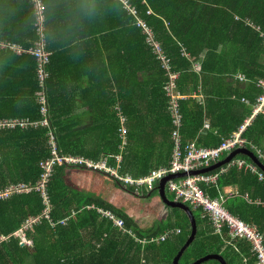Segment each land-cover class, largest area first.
I'll use <instances>...</instances> for the list:
<instances>
[{
  "label": "trees",
  "instance_id": "16d2710c",
  "mask_svg": "<svg viewBox=\"0 0 264 264\" xmlns=\"http://www.w3.org/2000/svg\"><path fill=\"white\" fill-rule=\"evenodd\" d=\"M42 2L46 50L51 53L48 78L44 82L48 124L28 129H0V193L11 187L36 184L41 174L39 164L49 157V128L56 136L62 155L98 161L104 154L119 153L122 143L119 117H115L114 111L107 116L108 121L111 120V148L93 154V124L79 129L70 123L73 119L68 118L69 111L65 110L69 101L62 96L64 86L55 76L60 58L76 50L86 51L88 41H93V60L102 61V70L100 74L97 68L98 79L88 84L95 101L87 102L92 107L98 105L96 98L103 94L104 106L118 105V113L125 118L124 165L129 168L135 160V170L131 172L136 173L134 177L147 176L160 168L161 165L154 162L155 157H170L172 150L173 126L165 92L167 79L160 62L145 43V37L135 26V18L117 0ZM128 2L135 8L137 17L152 27L171 62L172 71L179 75L176 88L181 96L194 89H185L188 81L196 87L199 78L190 72L191 62L184 54L200 63L201 78L212 84L217 82L219 91L205 92L206 106L215 105L232 114L230 117L208 115L212 131L208 137L199 139V145L218 147L252 114L262 92L257 84L264 80V38L261 36V32L264 33V0ZM35 17L33 0H0V41L16 43L22 49L35 47ZM248 20L261 31L249 25ZM90 56L88 51L87 58ZM139 74L150 76L143 81L138 79ZM240 76L247 82H238ZM37 91L35 58L0 49V120L39 121ZM179 107L181 132L187 123L201 126L203 108L199 104L191 99L181 100ZM244 137L264 153V116L255 118ZM157 149L162 155L155 153ZM237 158L252 163L247 156L238 155ZM259 162L264 165L261 160ZM71 169L76 168L57 167L50 178L48 217L43 215L46 207L40 193L33 190L0 199V264H172L191 234L190 220L181 209L172 208L173 214L166 222L141 227L126 211L109 201L71 188L67 184ZM116 186L135 195L131 188ZM232 186L237 188V194H226L225 188ZM201 188L212 198L225 194L226 210L256 226L264 236V182L256 174L230 168L215 183H202ZM150 192L157 194V186L144 189L138 195L148 196ZM245 195L252 202L247 201ZM173 198V195L169 197ZM105 210L121 218L122 226L103 215ZM193 212L197 225L202 228L180 264L187 259L189 261L184 264H193L210 255H221L226 264H245L244 258L248 259L247 264H254L248 243L233 240L231 245L225 246V239L229 240L227 228L224 238L215 235L210 221L201 218V210ZM62 220L65 223H61ZM174 228L180 229L178 236L164 243L151 242L165 230ZM22 236L31 245L25 243ZM209 263L220 264L218 261Z\"/></svg>",
  "mask_w": 264,
  "mask_h": 264
},
{
  "label": "built area",
  "instance_id": "2783aa9c",
  "mask_svg": "<svg viewBox=\"0 0 264 264\" xmlns=\"http://www.w3.org/2000/svg\"><path fill=\"white\" fill-rule=\"evenodd\" d=\"M128 14H131L135 20L134 24L138 27L145 37V43L149 45L156 59L160 62L167 79L165 92L168 98V112L172 123V131L170 134L171 155L168 164L151 171L147 176L131 177L120 172L121 154L104 157L98 161L88 159L81 156H65L59 151L57 139L53 131L49 128L47 147L49 157L40 162L41 174L38 181L33 187L19 186L11 187L0 193V199H6L17 193H29L32 190L40 193L43 204L46 209L44 216L48 217L50 204L47 196V186L51 176L57 167H68L84 169L91 172L99 173L107 176L116 184L133 189L135 194H139L144 189H153L164 178L171 176L184 175V177L170 180L166 184V189L171 192L176 201L188 204L194 210H201V218H208L215 226V231L220 232L225 226L232 240H241L250 244L252 251L256 257V264H264V237L259 230L249 225L240 218L231 215L224 207V196L215 198L210 197L202 188L201 183L215 182L219 177L229 172L230 168H237L244 171H250L259 176L264 181V172L258 169L252 163L243 160H232L228 165L220 168L213 175H190L194 172L207 169L217 164L224 156L238 149H247L257 153V157L264 163V153L257 149L252 143L244 137L246 130L252 125L257 116H264V80H260L257 87L261 89V95L257 98L251 115H248L243 123L231 135L223 139V142L215 148L200 147L194 142L183 144L181 137L182 116L180 112L179 102L184 98L179 94L176 88V82L179 75L171 69V62L166 56L161 43L156 39L152 27L143 19L137 17L135 8L129 4L128 0H117ZM35 11V31L36 43L35 47L30 49H22L20 45L12 42L0 41L1 50H10L18 55L28 54L35 58L37 63V80L38 91L36 92L37 103L39 105V121H31L29 119L7 118L0 120V129H28L29 127L45 126L48 124V107L47 97L45 93V81L48 78L47 66L51 53L46 50L45 44V14L42 0H33ZM151 13V10L148 11ZM247 23L253 26L257 31H261L259 26L254 25L251 21ZM264 38V33L261 32ZM185 57H189L184 54ZM194 62V60H193ZM196 63V62H195ZM198 69L199 65L195 64ZM242 82H247L245 77H237ZM125 118L119 115L120 129L119 134L122 142H125L124 136L126 129L124 127ZM208 124L204 123L203 128H207ZM112 161V163H111ZM249 199L248 196H246ZM112 223L121 227L123 221L117 217L112 211H102ZM61 223H65L64 220ZM179 230L168 229L163 232L157 239L152 240L153 243H163L171 237L178 234ZM23 241L28 245L24 236ZM145 243V242H144Z\"/></svg>",
  "mask_w": 264,
  "mask_h": 264
},
{
  "label": "crops",
  "instance_id": "0c3cea01",
  "mask_svg": "<svg viewBox=\"0 0 264 264\" xmlns=\"http://www.w3.org/2000/svg\"><path fill=\"white\" fill-rule=\"evenodd\" d=\"M80 4H83V3H80ZM235 19L237 20L238 17L235 16ZM87 30H88V28H87ZM36 39H37V36H36ZM87 50L92 54V56H90L89 58H87L88 57V51ZM203 55H204V53H202L201 58H203ZM81 56L82 57L84 56L86 59L80 58ZM189 57L188 58L186 57V59L191 62V71L190 72L199 76L198 84L195 87V85L191 81H188L185 89L186 90H190L192 88H194V89L192 91H190L189 94L182 95V97L184 98L183 100H189V99L194 100L197 104H199V106H201L203 108V119H202V123H201L200 127H195L193 124L187 123L186 127L183 128V130L181 132V137H182V142H186V143L187 142H194L198 146L204 147V146L199 145L200 144L199 139H201L203 137H208L209 133L212 131L210 129L209 118H206V117L208 115H211V117H218L221 115L230 117L232 112L229 110H225V109L220 110V107H217V106L215 107V105L208 104L206 106L205 92H208L210 90L215 91V92L219 91L218 84H217V82H214L212 84V83L206 81V78H201V76L199 75L200 63L196 62V61L193 62V59H190L191 57L190 58ZM84 60H85V62H84ZM101 64H102V61L93 60V41H88L86 51L85 50L84 51L83 50L82 51L76 50L74 52H71L68 56L61 57L60 58V64L58 65L57 69L55 70V76L58 79H60V82L64 86L61 89L62 96L67 97L65 99V101H69V106H66L65 110L69 111L68 118L73 119L70 123H72V125H77V127L79 129L91 127V125L93 124V154L100 152L104 148L105 149L111 148V145H110L111 144L110 143L111 142L110 141V138H111V134H110L111 133V120L108 121L107 116L109 115L110 112H113V111H114V115L116 118L119 117V115H121L120 113H118V109H117L118 105L117 104H115L114 106H104L103 105V100H104L103 94H101L99 98H96V100L99 101L98 105H93V107H92L87 102V101H92V102L95 101L94 100L95 94L90 93L91 89L88 86V84L92 80H93V82H95V80L98 79V71L101 74V70H102ZM195 64L199 65L198 69L195 67ZM99 65H101V66H99ZM97 68H98V71H97ZM105 76L106 75L104 74V78H106ZM147 76L149 77L150 75L149 74L148 75L139 74L138 79L139 80L141 79L144 81V77H147ZM241 77H243V76H241ZM215 81H217V80H215ZM237 81L241 82V83H245V82H242L238 79H237ZM86 88H88V91L86 90ZM82 97H84V99L86 101L83 100ZM89 97H90V99H89ZM137 97H139V95ZM106 109L108 110V112H106ZM91 113H93V116ZM68 118H65V121L68 120ZM204 123L208 124L207 128H203ZM213 133L216 135V130H214ZM101 137L103 139H101ZM157 141L159 142L160 139H157ZM124 144H125V142L124 143L122 142L120 145V149L122 150L121 156H120L121 157L120 171L122 172V170H124V172H122V174L134 177L133 175L136 173H131V172L135 170V160H132L133 164H131V167H129V168L124 165V158H123V146H124ZM206 148H214V147H206ZM155 153L162 155L163 152L161 150L157 149ZM253 153L257 157V153L256 152H253ZM108 155L111 156V155H117V154H115V153L104 154V155H102V157L100 159H102L104 157H108ZM227 156H229V154L224 156L221 159V161L224 160L225 158H227ZM169 159H170L169 156H157V157H155L154 162L157 165L160 164L161 165L160 168H161V167L166 166V164L169 162ZM233 160H243V159L237 158V156H236ZM243 161H245V160H243ZM111 163H112V161H111ZM164 164H165V166H164ZM252 164H254V163L252 162ZM71 170H78L82 174H87V172L92 173V174L94 173L95 175L102 176V177L108 179L109 181L113 182L107 176H104V175L99 174V173L90 172V171L82 170V169H71ZM238 170H240V169H238ZM259 170L264 172L262 169H259ZM215 171H218V170H215ZM244 172H246V171H244ZM253 174H255V173H253ZM258 178H259V176H258ZM261 181H263V180H261ZM215 182H212V183H215ZM204 184H210V183H204ZM158 187H159V183L157 184V190H158ZM164 189H165V195H166V191H167L166 186ZM158 193H159V191H158ZM225 193L226 194H237V188L235 186L227 187V188H225ZM95 194H97V193H95ZM221 195L224 196V201H225V194H220L219 196H221ZM148 196H151V192L148 194ZM246 196H248V195H245V198H246ZM166 197L169 199V197L167 195H166ZM172 200H174V198ZM246 200L252 202V200L250 198L249 199L246 198ZM167 207L170 209L168 214L169 215L173 214V211L171 210L172 207H169V206H167ZM128 214L132 217L131 213H128ZM186 216H188V215H186ZM205 219H208V218H205ZM210 223H211V227L214 229V234L219 235L222 238H224L223 232L225 230V226H223L221 228L220 232H216L214 224L211 221H210ZM253 227H255L257 230H259L256 226H253ZM201 228H202V225L201 226L197 225V234H198V230H201ZM173 230H179V232H178V234H176V236H178L180 234L179 228H174ZM226 236L228 237L229 240L225 239L224 244H225V246H228L230 241H231V244L233 241L229 236L228 230L226 231ZM231 244H229V245H231ZM249 246H250V244H249ZM234 248L236 249V246H234ZM250 255H251V258L255 259L254 264H256V257L252 251V248H251ZM219 256H221V255H219ZM247 261H248V259L244 258L245 264H247Z\"/></svg>",
  "mask_w": 264,
  "mask_h": 264
},
{
  "label": "rangeland",
  "instance_id": "374dc122",
  "mask_svg": "<svg viewBox=\"0 0 264 264\" xmlns=\"http://www.w3.org/2000/svg\"><path fill=\"white\" fill-rule=\"evenodd\" d=\"M121 151L120 149L118 154H121ZM67 184L82 193L98 195L97 197L109 201L114 207L131 213L132 218L141 227L149 228L168 220L170 209L162 203L159 193L151 196L132 195L102 176L89 172L82 174L78 170L68 172ZM166 195L172 196L169 191H166ZM188 261L189 259L183 260L181 264ZM209 262L208 264H212Z\"/></svg>",
  "mask_w": 264,
  "mask_h": 264
},
{
  "label": "water",
  "instance_id": "95a60500",
  "mask_svg": "<svg viewBox=\"0 0 264 264\" xmlns=\"http://www.w3.org/2000/svg\"><path fill=\"white\" fill-rule=\"evenodd\" d=\"M238 155L247 156L248 158H250V160L257 167H259V169H262L264 171V165H262L259 162V160L257 159V157L255 156V154L253 152H251L247 149H238V150L231 152L229 154V156H227V158L218 162L217 164L213 165L212 167H210L208 169L201 170L199 172L191 173L190 175H200V174L203 175V174H207L209 172H213L215 170H218V169L224 167L225 165L229 164L230 161L233 160ZM181 177H184V175L171 176V177L164 178L159 183V187H158V191H159V194L162 198V202L169 207L179 208V209L183 210L185 212V214L188 215V217L190 219V224H191V234H190L189 238L187 239L185 245L181 248V250L178 251V253L174 257L172 264H180L181 258L183 257L184 253L190 248V246L193 244V242L195 241L196 236H197V221H196L193 210L184 203L168 199L165 195V189L164 188H165L166 183L169 182L170 180H173L176 178H181ZM209 261H218L220 264H226V262L223 260V257L219 256V255L207 256L205 258H202V259L196 261L193 264H204V263L209 262Z\"/></svg>",
  "mask_w": 264,
  "mask_h": 264
},
{
  "label": "clouds",
  "instance_id": "9594fccd",
  "mask_svg": "<svg viewBox=\"0 0 264 264\" xmlns=\"http://www.w3.org/2000/svg\"><path fill=\"white\" fill-rule=\"evenodd\" d=\"M221 161V160H220ZM219 161V162H220ZM77 169V168H76ZM208 169V168H207ZM82 170H84V169H82ZM219 170V169H218ZM88 171V170H87ZM91 172V171H90ZM141 177H143V176H141ZM114 183V182H113ZM160 183V182H159ZM114 184H116V183H114ZM167 184V183H166ZM116 185H120V184H116ZM120 186H122V185H120ZM157 186V185H156ZM155 186V187H156ZM166 186V185H165ZM122 187H124V186H122ZM124 188H127V187H124ZM168 191V190H167ZM135 194V193H134ZM172 194V193H171ZM135 195H138V194H135ZM173 195V194H172ZM175 200V199H174ZM176 201V200H175ZM179 202V201H178ZM185 204V203H184ZM188 205V204H187ZM191 208V207H190ZM194 210V209H193ZM173 230V229H172ZM176 236V235H175ZM171 239V238H170ZM169 240V239H168Z\"/></svg>",
  "mask_w": 264,
  "mask_h": 264
}]
</instances>
